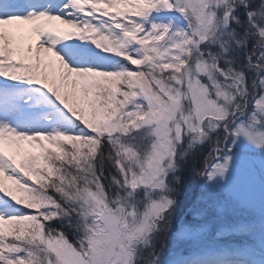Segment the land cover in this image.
I'll return each instance as SVG.
<instances>
[{"label":"snow or ice","instance_id":"6c2138e0","mask_svg":"<svg viewBox=\"0 0 264 264\" xmlns=\"http://www.w3.org/2000/svg\"><path fill=\"white\" fill-rule=\"evenodd\" d=\"M0 264H264V0H0Z\"/></svg>","mask_w":264,"mask_h":264}]
</instances>
